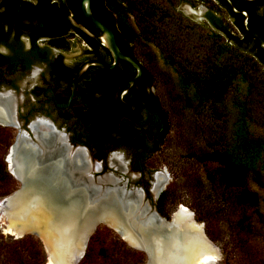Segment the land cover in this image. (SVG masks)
Returning <instances> with one entry per match:
<instances>
[{
	"label": "trees",
	"instance_id": "16d2710c",
	"mask_svg": "<svg viewBox=\"0 0 264 264\" xmlns=\"http://www.w3.org/2000/svg\"><path fill=\"white\" fill-rule=\"evenodd\" d=\"M211 1L225 12L229 25H222L210 15L209 22L215 32L199 38L196 26L176 16L168 6L150 0H92L93 16L112 29L120 51L143 70L142 77L129 88L122 102L145 101L160 119L149 115L143 105L120 104L118 96L123 84L136 74L129 64L120 62L112 71L90 67L78 80L75 98L81 100L80 107L75 108L79 116L76 130L98 152L105 146L106 149L133 148L139 153L144 139L157 131L164 142L169 133L167 115L151 91L154 77L138 60V47L151 46L158 59L175 74L185 106L207 110L212 117H223L231 90L244 86L246 95L240 97L244 100L237 98L233 103L235 121L230 135L217 133L210 144L211 151L197 159L215 167L209 181L235 193V206L252 210L262 218L259 212L262 198L248 183H254L264 196V130L261 134L255 132L252 110L255 99L264 103V0H229L231 4L227 0ZM78 2H72L74 19L91 35L100 37V32L82 18ZM76 32L86 41L88 56L111 63L109 52L100 41ZM77 68L73 69L71 80ZM104 157L100 153L95 158ZM165 197L166 194L159 197V211L164 207ZM88 254L86 248L79 264ZM41 260L45 264L43 257Z\"/></svg>",
	"mask_w": 264,
	"mask_h": 264
},
{
	"label": "rangeland",
	"instance_id": "374dc122",
	"mask_svg": "<svg viewBox=\"0 0 264 264\" xmlns=\"http://www.w3.org/2000/svg\"><path fill=\"white\" fill-rule=\"evenodd\" d=\"M150 1L162 7L168 6L176 16L189 25L196 26V36L199 38L211 36L215 29L211 24H200L188 18V12H199L201 8L220 19L224 25H229L225 12L217 9L211 0ZM136 55L154 77L153 87L169 125L164 145L152 154L145 165V169L155 170L161 175L152 174L150 195L153 186L159 181H162V191L158 197L166 194L162 210H158L156 203L151 215L157 214L160 221L171 224L180 208H185L191 214V220L201 226L204 238L216 252V261L212 264H264L263 194L254 183H248V187L258 192L262 198L259 210L262 218H258L254 211L235 206V193L211 183L208 177L214 174L215 167L210 163H200L197 159L211 151L210 144H213L217 133L230 135L235 121L233 103L246 95L244 86L231 90L225 102L226 113L223 117H212L207 110L198 111L185 106V98L175 74L158 59L151 46L138 47ZM255 101L252 107L253 126L255 132L261 134L264 130V103H257L258 99ZM17 136L16 129L0 125V264H42V257L45 264H49V253L44 240L30 230H25L20 235L11 232L6 209L1 205L3 200L21 189V183L14 177L8 163V156ZM132 190L136 198L142 199L139 203V210H142V191ZM158 200L159 198H154L152 203ZM197 219L202 222H197ZM132 245L114 228L100 224L86 243L84 253L88 248L89 254L82 264H152L153 255L149 261L144 251ZM82 259H78L77 263L73 261L72 264H79Z\"/></svg>",
	"mask_w": 264,
	"mask_h": 264
},
{
	"label": "flooded vegetation",
	"instance_id": "af4514ba",
	"mask_svg": "<svg viewBox=\"0 0 264 264\" xmlns=\"http://www.w3.org/2000/svg\"><path fill=\"white\" fill-rule=\"evenodd\" d=\"M65 2L66 6L62 0H0V125L16 129L18 135L22 129L31 135L29 127L41 134L57 136L63 132L72 146L88 148L96 159L107 149L102 146L98 152L83 140L76 130L79 116L75 111L81 99L72 100V109L68 108V99L73 69L86 60H99L87 55L86 41L76 34L81 31L71 24L73 20L84 27L74 19L73 0ZM75 40L82 44L84 54L73 63ZM57 128L64 130L59 132ZM24 135L28 136L26 132ZM159 135L157 131L144 139L139 153L122 147L135 156L131 167L139 174L146 170V158L162 145ZM161 184L159 181L160 188ZM126 193L135 196V192ZM139 198L133 200L138 210L142 201Z\"/></svg>",
	"mask_w": 264,
	"mask_h": 264
},
{
	"label": "bare ground",
	"instance_id": "6f19581e",
	"mask_svg": "<svg viewBox=\"0 0 264 264\" xmlns=\"http://www.w3.org/2000/svg\"><path fill=\"white\" fill-rule=\"evenodd\" d=\"M22 148L18 157L12 152L8 156L11 172L24 184L23 192L6 209L9 229L19 235L25 230L36 232L46 244L49 264H72L81 259L88 234L87 226L77 222L81 199L87 202L89 195L93 196L90 204L100 207L94 215L129 243L145 247L153 255L152 264L215 263L216 252L185 208H180L171 224L156 222L150 216L142 218L143 214L139 217L133 200L124 202L122 208L124 196L116 194V189L104 191L99 200L96 188L72 184L74 171H68V151L39 162L45 158L39 145L23 143ZM57 199L67 203L58 207Z\"/></svg>",
	"mask_w": 264,
	"mask_h": 264
},
{
	"label": "water",
	"instance_id": "95a60500",
	"mask_svg": "<svg viewBox=\"0 0 264 264\" xmlns=\"http://www.w3.org/2000/svg\"><path fill=\"white\" fill-rule=\"evenodd\" d=\"M62 1L63 4L66 6L65 0ZM227 1L230 3L229 0ZM243 1L255 2L258 0H243ZM91 3L92 0H79V12L87 24H89L94 29L100 32L101 34L100 37L91 35L84 27L80 26L73 20L70 21L74 28L80 30L85 35L92 37L101 42L102 46H104L109 52V55L111 57V63H104L97 60H86L78 66L71 80L68 108L72 109L71 102L75 98V95L78 91V80L87 69H89L90 67H94L97 69H101L103 71H112L119 65L120 62H124L129 64L133 69H135L136 74L134 75L133 78H131L130 80H128L123 84L122 89L118 96V100L120 104L124 107L143 105L148 111L149 115H154V114L157 115L156 112L151 111L149 105L145 101H136L129 104L122 102V98L127 93L129 88L133 86L142 77L143 70L139 65V63H137L134 59H132L129 56H126L120 51L112 29L103 21L93 16V14L91 13ZM210 15L211 14H209L208 12L204 11L201 8H199V12H188V18L200 24H210L209 22ZM218 20L221 22L222 25H224L220 19ZM74 43L75 45L73 46L72 60L73 63H76L78 62V58L84 54L83 52L84 48L82 47V44L79 43L78 41L75 40ZM151 91L157 97L154 87L152 88ZM163 125L164 124L162 123V126ZM22 130L26 132V135H28L29 137L27 136L28 137L27 138L24 135V132L20 131V135H18L15 144L11 148L12 154L15 155L14 158L18 157L19 152L23 153V148H22L23 143L40 146L45 158H39V162L68 151V171H74L71 180L72 184H74L76 187L88 185V190L96 188V199L99 200H101L104 191L106 190L110 191V189L116 188V194H125L122 208H124V202L135 200L134 195H129L126 192L133 193L132 188L140 190L142 191V196H143V206H142V210H138V211L139 213L140 211H143L142 213L144 216L146 214L149 216L151 215L157 203V202L155 203L152 202L154 198H158L159 194L162 191V188H160V186H156L150 195L152 174H156V175H160V174L157 173L155 170H147V169L145 170L144 174H139L138 172H136L131 167V163L134 161L135 156L133 157L128 150L124 148L109 149V150L107 149L105 158L100 161L92 158L91 151L88 148L80 145L72 146L68 141V136L63 132L57 133V136L55 135L56 133L41 134L38 132V130L35 127H29L28 131L31 134L29 135L27 129H22ZM57 130L61 132L64 130V128H57ZM162 145H164V142L162 143ZM151 156L152 155L146 158V160L144 161V165L147 164ZM20 183H21L20 191L15 195H13L12 197L3 200L1 205L4 206L5 209H7L9 207V204L19 194L23 192L24 184L22 182ZM91 199H93L92 195H89L87 202L81 199L82 203L80 202L81 207L79 212L80 217L78 218V222H77V224L81 223V225L84 224L87 226V230L85 232V234H88L87 242L89 240V237L95 231L98 225L100 224L107 225L103 220H100V218L94 215L96 211L100 209V207L99 205L95 206L93 204H90ZM58 201H59L58 207H61L63 205L65 206V204L67 203V201H62L61 199ZM142 213H140L139 217H141ZM151 216H153L155 220L158 222L168 224L164 221H160L157 214H153ZM117 233L119 234V232ZM34 234L37 235V233ZM132 246L141 251H144L150 261L149 252L145 247L140 245L139 246L132 245ZM84 254L85 253H83L81 259L83 258Z\"/></svg>",
	"mask_w": 264,
	"mask_h": 264
}]
</instances>
